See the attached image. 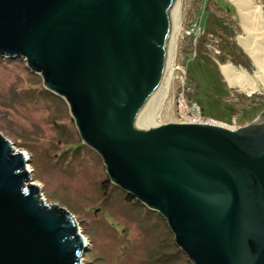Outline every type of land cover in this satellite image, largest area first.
I'll return each mask as SVG.
<instances>
[{"label": "water", "instance_id": "95a60500", "mask_svg": "<svg viewBox=\"0 0 264 264\" xmlns=\"http://www.w3.org/2000/svg\"><path fill=\"white\" fill-rule=\"evenodd\" d=\"M176 0H0V56L22 58L61 97L107 179L163 217L189 264H264V102L238 127L156 123ZM0 134V264H80L70 215L27 183Z\"/></svg>", "mask_w": 264, "mask_h": 264}, {"label": "rangeland", "instance_id": "374dc122", "mask_svg": "<svg viewBox=\"0 0 264 264\" xmlns=\"http://www.w3.org/2000/svg\"><path fill=\"white\" fill-rule=\"evenodd\" d=\"M252 1L264 19V0ZM238 36L242 25L231 0H176L167 37L176 70L165 95L154 97L156 123L177 122L181 85L184 101L219 123L238 126V101L247 104L259 96L264 102L261 89L246 94L229 87L219 71L231 64L258 74ZM197 62L209 67L203 75L211 89L199 82ZM0 134L24 154L29 178L45 202L74 221L85 242L80 264H189L163 217L107 179L100 157L80 141L64 100L45 90L22 58L0 56Z\"/></svg>", "mask_w": 264, "mask_h": 264}, {"label": "bare ground", "instance_id": "6f19581e", "mask_svg": "<svg viewBox=\"0 0 264 264\" xmlns=\"http://www.w3.org/2000/svg\"><path fill=\"white\" fill-rule=\"evenodd\" d=\"M231 2L239 15L243 31V36L236 38L237 43L257 68L258 74H249L244 69H238L231 64L219 66V71L229 87L237 88L246 94L257 89H261L264 93V19L262 18L261 8L252 0H231ZM173 9L176 12V1ZM169 59L168 55L163 67L162 77L150 95V111H152L154 97L165 95L171 74L176 70ZM213 123L221 125L217 122ZM22 155L25 159L23 153ZM31 182L28 174L27 183Z\"/></svg>", "mask_w": 264, "mask_h": 264}, {"label": "built area", "instance_id": "2783aa9c", "mask_svg": "<svg viewBox=\"0 0 264 264\" xmlns=\"http://www.w3.org/2000/svg\"><path fill=\"white\" fill-rule=\"evenodd\" d=\"M209 48L213 49L214 48L212 46H208ZM217 52V50H216ZM183 91L184 88L180 87V91L177 94V98H176V104H175V112L177 115V122H188V123H212L215 124L213 122H217L207 116H205L200 108L198 107V105H196L194 102H186L183 99ZM229 129H234L236 127H238L237 125H235V123L233 121H231V123H219Z\"/></svg>", "mask_w": 264, "mask_h": 264}, {"label": "trees", "instance_id": "16d2710c", "mask_svg": "<svg viewBox=\"0 0 264 264\" xmlns=\"http://www.w3.org/2000/svg\"><path fill=\"white\" fill-rule=\"evenodd\" d=\"M243 64L245 63V60L242 58V61H241ZM196 64V67H197V71L200 73L199 75H200V79H199V82L201 83V85L202 86H204L203 88H212V87H214V86H211L210 84H208L207 82H206V79L204 78V75H203V71L204 70H207V69H209V67H207V66H205L204 64H202V63H195ZM216 79H217V84H218V86H220V83H219V79H220V76H219V74L218 73H216ZM201 108V107H200ZM202 109V108H201ZM126 196H128V195H126Z\"/></svg>", "mask_w": 264, "mask_h": 264}, {"label": "crops", "instance_id": "0c3cea01", "mask_svg": "<svg viewBox=\"0 0 264 264\" xmlns=\"http://www.w3.org/2000/svg\"><path fill=\"white\" fill-rule=\"evenodd\" d=\"M245 53V52H244Z\"/></svg>", "mask_w": 264, "mask_h": 264}]
</instances>
